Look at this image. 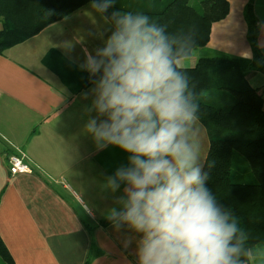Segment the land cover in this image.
<instances>
[{
	"label": "crops",
	"instance_id": "0c3cea01",
	"mask_svg": "<svg viewBox=\"0 0 264 264\" xmlns=\"http://www.w3.org/2000/svg\"><path fill=\"white\" fill-rule=\"evenodd\" d=\"M163 1L115 0V5L126 9L122 12H148ZM228 1L227 16L212 24L209 41L193 49L184 67L195 66L201 55L252 59L248 0ZM254 13L264 55V0H254ZM112 31L89 2L0 53V235L15 264H137L140 234L127 225L102 224L124 187L112 193L106 180L127 165L128 154L111 145L97 150L84 131L97 113L89 112L95 85L82 65ZM246 76L252 87L264 89L263 72L249 68ZM198 130L204 165L209 138L200 121ZM16 148L38 165L33 172L11 175L8 154ZM250 264H256L254 258Z\"/></svg>",
	"mask_w": 264,
	"mask_h": 264
},
{
	"label": "clouds",
	"instance_id": "9594fccd",
	"mask_svg": "<svg viewBox=\"0 0 264 264\" xmlns=\"http://www.w3.org/2000/svg\"><path fill=\"white\" fill-rule=\"evenodd\" d=\"M114 6L91 0L114 31L82 65L97 77L89 109L97 115L84 131L97 150L111 145L128 154L106 180L112 193L124 185L106 218L140 234L137 264H246L249 257L264 264V244L246 247L238 217L210 190L200 162V105L183 71L192 37L171 34L148 15H108Z\"/></svg>",
	"mask_w": 264,
	"mask_h": 264
},
{
	"label": "trees",
	"instance_id": "16d2710c",
	"mask_svg": "<svg viewBox=\"0 0 264 264\" xmlns=\"http://www.w3.org/2000/svg\"><path fill=\"white\" fill-rule=\"evenodd\" d=\"M89 2L0 0V53ZM117 9L126 11L115 5L107 14ZM229 9L228 0H199L196 4L191 0H164L161 8L133 14L148 15L171 34L190 35L192 52L207 44L212 24L225 18ZM245 17L252 59L203 55L195 66L183 67V71L200 105L198 121L209 138L203 165L209 175L208 187L219 203L238 217L247 234L246 247L251 249L264 244V89L252 87L246 76L249 68L264 73V55L257 45L260 22L254 13V0H248ZM96 78L91 76L88 82ZM109 223L108 219L102 221L103 225ZM0 258L6 264H15L1 235ZM251 258H246V264Z\"/></svg>",
	"mask_w": 264,
	"mask_h": 264
},
{
	"label": "built area",
	"instance_id": "2783aa9c",
	"mask_svg": "<svg viewBox=\"0 0 264 264\" xmlns=\"http://www.w3.org/2000/svg\"><path fill=\"white\" fill-rule=\"evenodd\" d=\"M9 169L11 175L15 176L20 173H31L38 167L28 155L19 148L15 152L8 154Z\"/></svg>",
	"mask_w": 264,
	"mask_h": 264
},
{
	"label": "rangeland",
	"instance_id": "374dc122",
	"mask_svg": "<svg viewBox=\"0 0 264 264\" xmlns=\"http://www.w3.org/2000/svg\"><path fill=\"white\" fill-rule=\"evenodd\" d=\"M197 1H199V0H195V3H197ZM199 52L198 53H201V51L202 50H198ZM201 56H203V55H201ZM0 264H6L3 260H1V258H0Z\"/></svg>",
	"mask_w": 264,
	"mask_h": 264
}]
</instances>
